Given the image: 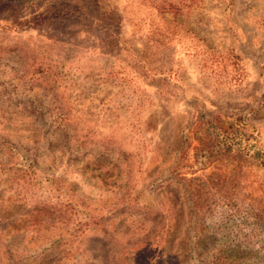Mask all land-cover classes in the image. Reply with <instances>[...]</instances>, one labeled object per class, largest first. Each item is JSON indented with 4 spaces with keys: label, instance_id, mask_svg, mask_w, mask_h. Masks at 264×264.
I'll return each mask as SVG.
<instances>
[{
    "label": "rangeland",
    "instance_id": "374dc122",
    "mask_svg": "<svg viewBox=\"0 0 264 264\" xmlns=\"http://www.w3.org/2000/svg\"><path fill=\"white\" fill-rule=\"evenodd\" d=\"M82 2L0 3V264H264V170L218 159L183 175L201 189L198 225L174 174L200 116L264 118V0L163 15L110 0L117 43L71 15Z\"/></svg>",
    "mask_w": 264,
    "mask_h": 264
},
{
    "label": "trees",
    "instance_id": "16d2710c",
    "mask_svg": "<svg viewBox=\"0 0 264 264\" xmlns=\"http://www.w3.org/2000/svg\"><path fill=\"white\" fill-rule=\"evenodd\" d=\"M20 0H0V3L7 5L3 7V10H10L15 4ZM153 5L154 9H158L161 15L171 14L174 10H183V6L186 7L187 1H190V5L194 0H146ZM182 7V8H181ZM5 8V9H4ZM70 8V6L68 7ZM76 16L77 19L80 18H93L100 19L105 22L106 32L116 33V38L112 37L114 43L119 42V28L118 24L122 19V14L119 7L110 2V0H83L82 3H79L75 8L70 11ZM57 18H63L57 17ZM175 27L168 25L164 32L160 33L161 42L171 41L174 39V30ZM105 33V32H104ZM109 34V35H111ZM106 33L104 39L106 38ZM260 110H263L261 107ZM246 112H242L237 119L232 123H227L224 120H212L211 117L207 116L209 119L206 120L204 116L198 118L197 123L192 126L190 130L191 138L188 146L184 151L181 152V157L183 160L176 163L174 169V174L177 179L186 186L189 191V196L191 201H193L194 211L192 213V223L198 225L200 220V197L201 193L200 187L196 184L194 179H186L183 175L194 174L199 169H205L209 164L212 165L218 159L220 160H237L242 162L245 168H258L264 170V118L249 116L246 117ZM199 134V137L197 135ZM196 142L197 146L192 148L193 143ZM196 152L191 156L192 163H184L187 159L188 153ZM201 156L202 158H209L208 161H202L199 166V160L196 156ZM186 158V159H185ZM196 158L195 161L193 159ZM187 162V161H186ZM254 218L257 224H264V214L263 212L254 213ZM24 222V223H23ZM41 222V215L38 213L33 216V221L28 219H23L21 221L24 224L23 227L38 229V224ZM10 226V225H9ZM7 228V227H5ZM201 230L200 238H202L205 233L204 229L199 227ZM16 232H19L21 229H14ZM146 248L150 249L152 244L146 243ZM135 246V245H134ZM133 248H139L135 246ZM145 248V247H144ZM137 252L136 250H133ZM140 252V251H139ZM133 255V254H132ZM228 257L213 256L206 259L204 264H238L226 260Z\"/></svg>",
    "mask_w": 264,
    "mask_h": 264
}]
</instances>
